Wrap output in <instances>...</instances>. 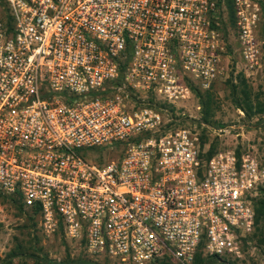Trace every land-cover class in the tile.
Masks as SVG:
<instances>
[{"label":"built area","instance_id":"obj_1","mask_svg":"<svg viewBox=\"0 0 264 264\" xmlns=\"http://www.w3.org/2000/svg\"><path fill=\"white\" fill-rule=\"evenodd\" d=\"M229 1L4 0L0 194L94 256L240 259L264 171L173 123L191 85L228 77L234 45L263 66L264 0Z\"/></svg>","mask_w":264,"mask_h":264},{"label":"rangeland","instance_id":"obj_2","mask_svg":"<svg viewBox=\"0 0 264 264\" xmlns=\"http://www.w3.org/2000/svg\"><path fill=\"white\" fill-rule=\"evenodd\" d=\"M260 39L264 41V29ZM229 40L234 43L233 33ZM235 49V45L230 48L227 58L228 77L209 88L213 103L208 120L204 121L199 100L192 92L188 100L173 106L177 116L173 123L188 127L197 134L205 156L210 148H213V154L220 150L239 154L249 151L257 158L260 170L264 171V54L262 68L250 73L245 70ZM239 73L244 75L255 104L259 102L261 106L262 111L251 118H247L231 100V84L239 82ZM263 188L264 182L258 186L253 198L264 196ZM1 195L0 264H72L71 260L78 257L91 259L97 264H126L106 256L91 255L82 242L65 237L61 229L44 232L39 216L32 215L26 208L20 209ZM260 226L259 231L255 228L249 236V242L244 243L243 256L235 261L237 264H264V223Z\"/></svg>","mask_w":264,"mask_h":264},{"label":"trees","instance_id":"obj_3","mask_svg":"<svg viewBox=\"0 0 264 264\" xmlns=\"http://www.w3.org/2000/svg\"><path fill=\"white\" fill-rule=\"evenodd\" d=\"M0 5L1 6L4 5V0H0ZM227 6L231 12V5L229 0H227ZM238 78H239V82L237 84H231V89H230L231 100L232 103L235 105V107L240 109L247 118H251L254 114L262 111L261 106L259 102L255 104L254 100L252 99L251 91L249 85L246 82L244 75L239 73ZM120 79H121V75L119 76L118 80ZM191 88L199 100V105L203 119L204 121H207L208 117L211 114V107L213 103V96L211 94V91L209 88L205 90H200L194 85H191ZM213 152H214L213 148H210V150L206 153V157H210L213 154ZM237 154L239 155L238 152ZM1 197L10 200L12 203L16 204L17 207H19L20 209L24 210V208H26L23 206V203L20 201V199L15 196L1 195ZM253 207L255 212L254 226L255 228H257V231H259L261 228L260 225L264 223V196L259 198H253ZM26 209H27L26 211L31 212L32 215L38 216L36 209L34 208L32 209L26 208ZM71 261L72 264H97L93 260L85 259L83 257H78ZM217 261L218 259L216 257H205L203 256L202 252H198L195 255L194 264H213L214 262ZM149 264H167V262L166 260L162 259L151 262ZM227 264H237V263L233 261Z\"/></svg>","mask_w":264,"mask_h":264}]
</instances>
